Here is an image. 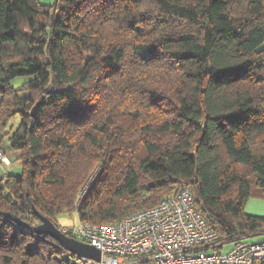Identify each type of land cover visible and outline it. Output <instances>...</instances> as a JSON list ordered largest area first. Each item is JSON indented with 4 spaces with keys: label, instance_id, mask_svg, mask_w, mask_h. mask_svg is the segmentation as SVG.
Returning <instances> with one entry per match:
<instances>
[{
    "label": "trees",
    "instance_id": "obj_1",
    "mask_svg": "<svg viewBox=\"0 0 264 264\" xmlns=\"http://www.w3.org/2000/svg\"><path fill=\"white\" fill-rule=\"evenodd\" d=\"M5 144L21 173L0 177V264H72L6 214L59 228L96 165L80 221L190 187L219 233L206 249L264 239V217L245 212L264 199V0H0Z\"/></svg>",
    "mask_w": 264,
    "mask_h": 264
},
{
    "label": "built area",
    "instance_id": "obj_2",
    "mask_svg": "<svg viewBox=\"0 0 264 264\" xmlns=\"http://www.w3.org/2000/svg\"><path fill=\"white\" fill-rule=\"evenodd\" d=\"M9 163L5 150L0 149L1 172ZM6 175L4 171L2 176ZM95 177L90 176L80 191L77 208ZM59 230L101 252L99 260L73 255L72 264H257L264 259V239L243 241L228 251L206 249L219 233L196 210L190 187L112 223L80 221Z\"/></svg>",
    "mask_w": 264,
    "mask_h": 264
},
{
    "label": "water",
    "instance_id": "obj_3",
    "mask_svg": "<svg viewBox=\"0 0 264 264\" xmlns=\"http://www.w3.org/2000/svg\"><path fill=\"white\" fill-rule=\"evenodd\" d=\"M37 106L32 111V116L36 115ZM12 220L23 224L27 228H32L36 234H44L55 239L60 246L73 255L86 256L95 260H99L101 257V252L95 246L91 244L83 243L82 241L77 240L76 238L70 237L62 233L58 227L54 225L47 217H41L42 223L31 227L30 225L21 221L19 217L14 215L6 214Z\"/></svg>",
    "mask_w": 264,
    "mask_h": 264
},
{
    "label": "rangeland",
    "instance_id": "obj_4",
    "mask_svg": "<svg viewBox=\"0 0 264 264\" xmlns=\"http://www.w3.org/2000/svg\"><path fill=\"white\" fill-rule=\"evenodd\" d=\"M58 0H39V2L41 4H45V5H54L56 4ZM29 79L28 76H20V77H16L14 78L12 81H11V85L12 87H14L15 89H21L24 82H26L27 80ZM19 94L21 96H24L26 95V92L23 91V90H20L19 91ZM20 121V117L17 116L15 117L12 121H11V124L10 125H16L18 124ZM12 166H11V170L12 171V174L14 175H18L21 173V163L15 159H12ZM101 170V166L100 165H96L93 169V171L91 172V174L88 176L90 178V176L94 175L95 176H98L99 175V172ZM88 179V178H87ZM86 184V182L84 183ZM85 185H83V188H84ZM82 189V188H81ZM164 200V199H163ZM162 201V200H161ZM77 206H75V211L71 212V213H62L61 215H59L57 217V222L59 223L60 226H77L80 222L79 220V216H78V213H77ZM254 240H261L260 238H255ZM231 248V245L228 244V245H225L224 247V251H228L230 250Z\"/></svg>",
    "mask_w": 264,
    "mask_h": 264
},
{
    "label": "crops",
    "instance_id": "obj_5",
    "mask_svg": "<svg viewBox=\"0 0 264 264\" xmlns=\"http://www.w3.org/2000/svg\"><path fill=\"white\" fill-rule=\"evenodd\" d=\"M4 150L7 154V157L9 159L10 163L2 169V172L0 169V177L2 176L4 171L7 174H12V171H13V170H11V166L13 164L12 159L19 161L18 160L19 153L12 150L8 144L4 145ZM245 212L247 214H250V215L263 216L264 217V199L257 198V197H251L245 206Z\"/></svg>",
    "mask_w": 264,
    "mask_h": 264
}]
</instances>
